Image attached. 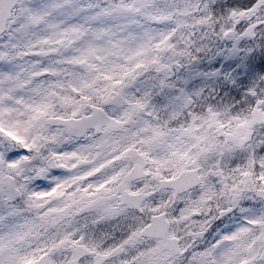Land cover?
Returning <instances> with one entry per match:
<instances>
[{
    "label": "snow or ice",
    "instance_id": "6c2138e0",
    "mask_svg": "<svg viewBox=\"0 0 264 264\" xmlns=\"http://www.w3.org/2000/svg\"><path fill=\"white\" fill-rule=\"evenodd\" d=\"M0 264H264V0H0Z\"/></svg>",
    "mask_w": 264,
    "mask_h": 264
},
{
    "label": "clouds",
    "instance_id": "9594fccd",
    "mask_svg": "<svg viewBox=\"0 0 264 264\" xmlns=\"http://www.w3.org/2000/svg\"><path fill=\"white\" fill-rule=\"evenodd\" d=\"M219 61L221 63V67H223L224 64H229V59H226L223 56H217L212 63H215L216 61ZM208 61L205 60V64H207ZM209 71H217L218 75L203 81H200L199 83H195V86L197 88H203V96L209 97L210 99H214L219 96L222 88L224 87L225 83L227 81L224 80V72L219 69H212L209 68ZM237 69H232L229 74H235Z\"/></svg>",
    "mask_w": 264,
    "mask_h": 264
}]
</instances>
